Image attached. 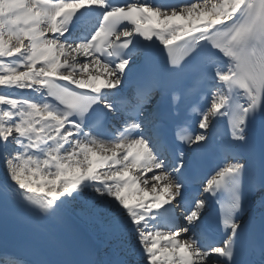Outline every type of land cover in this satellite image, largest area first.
<instances>
[{"label":"snow or ice","instance_id":"snow-or-ice-1","mask_svg":"<svg viewBox=\"0 0 264 264\" xmlns=\"http://www.w3.org/2000/svg\"><path fill=\"white\" fill-rule=\"evenodd\" d=\"M0 224V264H264V0H0Z\"/></svg>","mask_w":264,"mask_h":264}]
</instances>
